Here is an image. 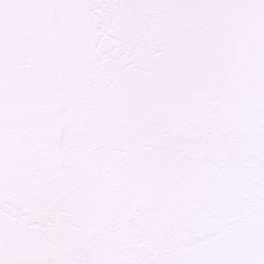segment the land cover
<instances>
[{"label": "snow or ice", "instance_id": "snow-or-ice-1", "mask_svg": "<svg viewBox=\"0 0 264 264\" xmlns=\"http://www.w3.org/2000/svg\"><path fill=\"white\" fill-rule=\"evenodd\" d=\"M0 264H264V0H0Z\"/></svg>", "mask_w": 264, "mask_h": 264}]
</instances>
